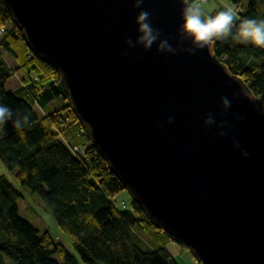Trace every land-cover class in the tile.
<instances>
[{
  "label": "water",
  "instance_id": "water-1",
  "mask_svg": "<svg viewBox=\"0 0 264 264\" xmlns=\"http://www.w3.org/2000/svg\"><path fill=\"white\" fill-rule=\"evenodd\" d=\"M0 4L35 57L57 70L87 138L157 228L198 264H264V115L259 101L233 93L262 99L212 47L195 55L128 47L141 10L133 0ZM141 8L162 38L176 36L179 0H144ZM221 96L231 100L227 114ZM208 113L217 124H203ZM235 113L243 119L235 122Z\"/></svg>",
  "mask_w": 264,
  "mask_h": 264
},
{
  "label": "trees",
  "instance_id": "trees-1",
  "mask_svg": "<svg viewBox=\"0 0 264 264\" xmlns=\"http://www.w3.org/2000/svg\"><path fill=\"white\" fill-rule=\"evenodd\" d=\"M229 1L240 19H264V0ZM223 9L219 5L207 14ZM212 48L264 101V49L232 38ZM2 50L12 57L14 67ZM33 97L44 113L36 110ZM56 98L62 103L45 109ZM0 105L12 110L13 119L28 116L22 130L9 121L0 131V160L40 197L74 249L72 253L58 237L19 214L21 192L0 173V264H178L165 244L174 241L187 249L185 244L157 228L128 193L118 197L127 191L87 138L57 70L35 57L1 4ZM70 145L81 149L75 153Z\"/></svg>",
  "mask_w": 264,
  "mask_h": 264
},
{
  "label": "clouds",
  "instance_id": "clouds-1",
  "mask_svg": "<svg viewBox=\"0 0 264 264\" xmlns=\"http://www.w3.org/2000/svg\"><path fill=\"white\" fill-rule=\"evenodd\" d=\"M181 4L180 17L182 23L177 27L175 37L162 38L160 29L155 28L152 24V13L141 6L144 0H133V8L141 9L135 16L134 23L137 25L135 42L131 37L126 38L125 43L128 47L141 45L144 50H150L153 44H156V50L159 53L175 55L178 51H183L190 55L197 54L198 50L210 48L217 41H227L230 38L240 44H251L252 46L264 49V19L257 20L253 18L240 19L237 10L232 7H226L217 11L214 15H209L203 8V0H179ZM169 39L175 40V47L169 43ZM187 44L189 46L185 47ZM127 56L128 53L122 52ZM245 97L250 102L259 101L258 111L264 115V101L257 99L245 89L233 93V98ZM220 106L222 114H227L231 107V100L226 96L220 97ZM13 112L10 108L0 105V131L5 129L6 124L11 121L12 127L18 131L22 130L28 122V116L17 115L13 119ZM243 117L235 113V122H239ZM173 118L169 116L166 123H172ZM205 126L217 124L211 113L205 115L203 119ZM221 126L234 127V123L227 120L220 121ZM221 137L226 132L218 133ZM233 147L240 149L241 156L247 157L249 153L240 148V142L235 137L231 138Z\"/></svg>",
  "mask_w": 264,
  "mask_h": 264
},
{
  "label": "rangeland",
  "instance_id": "rangeland-1",
  "mask_svg": "<svg viewBox=\"0 0 264 264\" xmlns=\"http://www.w3.org/2000/svg\"><path fill=\"white\" fill-rule=\"evenodd\" d=\"M225 3L230 4V1L229 0H203L202 6L205 12L209 13L213 9H215L217 6L221 4L224 5ZM1 53L4 59L6 60V62L9 65H12L14 67V61L12 57L3 50L1 51ZM54 100H55V103L53 104L52 102ZM54 100L48 102L45 105V109H50L62 103V99L60 98H56ZM0 173H3L4 175H6V177L8 178L10 182H12L14 187H16L21 192V197L17 200L19 214L27 218L34 226H36L40 230H44V229L48 230L50 235H52L55 239H57L56 237H58L57 240L63 242L66 245L67 249L70 250L72 253H74V249L70 245V238L68 237L67 234H65L59 229V227L55 223L51 214L46 210L40 197L35 193H31L26 186L20 184L14 177L13 172L9 168H7L1 160H0ZM126 193L127 192L122 191L121 193H119L118 197H123V196L125 197ZM26 207H29L30 210H27ZM165 247L169 251V253L173 255V258L175 257L174 258L175 261L179 262L178 264H197V262L194 260L190 252L186 248L179 249L180 247H178L177 243L167 241L165 244Z\"/></svg>",
  "mask_w": 264,
  "mask_h": 264
},
{
  "label": "built area",
  "instance_id": "built-area-1",
  "mask_svg": "<svg viewBox=\"0 0 264 264\" xmlns=\"http://www.w3.org/2000/svg\"><path fill=\"white\" fill-rule=\"evenodd\" d=\"M230 7H232V8H234V9L237 10V8H236L235 6H230ZM31 78L36 79V76L33 75V74H31ZM32 100H33V104H34L35 108H36L40 113H44L42 107H40L39 104L37 103L36 98L33 97ZM70 148H71V150H72L73 152H75V153H76V152H79L80 149H81V148H80L79 146H77V145H70ZM120 205H121V206H124V205H125V203H124L123 200L120 202Z\"/></svg>",
  "mask_w": 264,
  "mask_h": 264
},
{
  "label": "crops",
  "instance_id": "crops-1",
  "mask_svg": "<svg viewBox=\"0 0 264 264\" xmlns=\"http://www.w3.org/2000/svg\"><path fill=\"white\" fill-rule=\"evenodd\" d=\"M225 5H230V4H228V3H225ZM26 209L27 210H30V208L29 207H26ZM171 242H174V241H171ZM173 245V244H172ZM174 247H176V246H174ZM179 247V246H178ZM180 249V248H179ZM173 256V255H172ZM175 258V257H174ZM177 262V261H176ZM177 263H179V262H177ZM183 263V262H182Z\"/></svg>",
  "mask_w": 264,
  "mask_h": 264
}]
</instances>
